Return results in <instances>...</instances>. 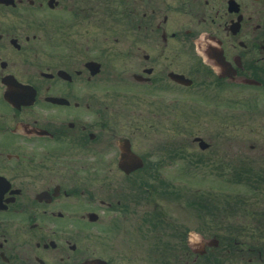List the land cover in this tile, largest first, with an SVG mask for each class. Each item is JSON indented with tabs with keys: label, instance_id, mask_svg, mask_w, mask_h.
Segmentation results:
<instances>
[{
	"label": "flooded vegetation",
	"instance_id": "1",
	"mask_svg": "<svg viewBox=\"0 0 264 264\" xmlns=\"http://www.w3.org/2000/svg\"><path fill=\"white\" fill-rule=\"evenodd\" d=\"M193 116L225 130L190 139L214 184L178 264H264V0H0V264H83L91 238L169 226L125 221ZM169 117L182 135L154 142Z\"/></svg>",
	"mask_w": 264,
	"mask_h": 264
},
{
	"label": "rangeland",
	"instance_id": "2",
	"mask_svg": "<svg viewBox=\"0 0 264 264\" xmlns=\"http://www.w3.org/2000/svg\"><path fill=\"white\" fill-rule=\"evenodd\" d=\"M193 118L189 119L186 122L187 124L184 125L185 139L183 150H179L181 151V157L170 161L164 156L166 160L161 161V165H157L158 170L155 173L157 177H149L148 186L140 184L134 189V195L138 197L139 203L133 205L135 211L134 213H129L125 225L128 229H137L139 226L142 229L144 227L148 228L147 225L142 224L140 217L146 214L152 215V207H154V210H161L164 216L169 217L173 222H169L170 225L167 226L166 220L162 221L158 218L160 213L154 212L155 215L151 217L154 223L150 225L154 230H151V232L144 230L138 232L139 229H137L136 233H131L128 237L122 238L117 236L115 231H109L106 235H103L105 237V239H101L103 242L98 238H91V249L99 256L106 258L110 264H176L179 256L175 254L174 249H179L182 246L179 234L183 233L185 237H189L190 233L194 234L197 228L199 229V224L194 217L193 204L190 201L196 202L197 198L195 199L193 194L196 193L197 189L203 195L209 193L213 177L206 176L203 173L202 177L197 176L196 178V174H194V171L196 172L195 166L188 163L198 153L196 144L191 143V137L199 134V127L207 131L204 132L205 134L210 133L214 129L219 131H224L225 129L214 128L211 124L198 126L197 118L195 116ZM257 119L254 118V122ZM191 122L193 123L191 124ZM262 123L263 120L260 119V124ZM166 125L169 126V129L154 128V142L159 140V138L165 140H178L180 138L182 134L179 126L176 122H171V117H169V124ZM252 136L258 137L259 134L256 133V135L253 134L250 137ZM186 166L189 168V172L183 171ZM130 217H132L131 220ZM110 221L113 222V220ZM128 222L130 225L127 224ZM131 223L133 226H131ZM156 224H158V229L155 226ZM92 230L95 232L96 228L94 227ZM198 242L199 240L197 239V243H194L191 236V247L199 248V246H196ZM117 248H119V253L116 252Z\"/></svg>",
	"mask_w": 264,
	"mask_h": 264
},
{
	"label": "water",
	"instance_id": "3",
	"mask_svg": "<svg viewBox=\"0 0 264 264\" xmlns=\"http://www.w3.org/2000/svg\"><path fill=\"white\" fill-rule=\"evenodd\" d=\"M86 264H106V262L101 259H93L88 261Z\"/></svg>",
	"mask_w": 264,
	"mask_h": 264
}]
</instances>
